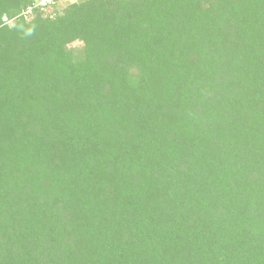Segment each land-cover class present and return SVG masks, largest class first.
<instances>
[{
	"label": "trees",
	"instance_id": "trees-1",
	"mask_svg": "<svg viewBox=\"0 0 264 264\" xmlns=\"http://www.w3.org/2000/svg\"><path fill=\"white\" fill-rule=\"evenodd\" d=\"M39 1L0 0V264H264V0Z\"/></svg>",
	"mask_w": 264,
	"mask_h": 264
},
{
	"label": "rangeland",
	"instance_id": "rangeland-1",
	"mask_svg": "<svg viewBox=\"0 0 264 264\" xmlns=\"http://www.w3.org/2000/svg\"><path fill=\"white\" fill-rule=\"evenodd\" d=\"M39 1V0H36ZM76 0H59L55 5L50 6L49 8H44V10H42L45 15H49L51 12H53L54 10H58L59 8H61L62 6H64L67 3H71L74 2Z\"/></svg>",
	"mask_w": 264,
	"mask_h": 264
},
{
	"label": "built area",
	"instance_id": "built-area-1",
	"mask_svg": "<svg viewBox=\"0 0 264 264\" xmlns=\"http://www.w3.org/2000/svg\"><path fill=\"white\" fill-rule=\"evenodd\" d=\"M58 0H40L39 2L36 3V6H40L42 7V9L44 10V8H49L50 6H52L53 4H55ZM31 11V8H28L23 14L27 15L29 14V12ZM22 14V15H23Z\"/></svg>",
	"mask_w": 264,
	"mask_h": 264
}]
</instances>
